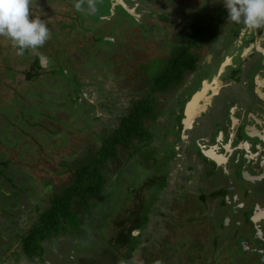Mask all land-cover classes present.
I'll use <instances>...</instances> for the list:
<instances>
[{
    "label": "rangeland",
    "instance_id": "obj_1",
    "mask_svg": "<svg viewBox=\"0 0 264 264\" xmlns=\"http://www.w3.org/2000/svg\"><path fill=\"white\" fill-rule=\"evenodd\" d=\"M34 1L32 0L31 4L32 15L47 22L50 28V38L46 43L35 50L28 49L29 56H27L14 46V41L9 37L3 39V35H0V153L6 157L5 161L0 159V162L6 170L5 177H8L15 168L29 169L33 174L35 182L31 180V184H27L28 188L26 187L27 191L24 192V195L29 194L33 189L37 190L39 186L46 192L57 194L69 185L78 166L93 155L104 135L103 130H100L99 127L94 128L95 119L90 115L94 109L89 108L85 100L79 97L80 89H91L87 94L89 99L95 98L94 101L97 100L98 92L107 93L104 92L107 88L102 85V75L99 72L103 71L109 74L104 68L110 66V72H112L110 77L113 78V74H117L121 78L118 86L123 91H119V96L117 95L114 99L116 108H110L111 106L108 104L100 105L97 114L102 120L108 116L109 112L114 116L117 111L126 110L128 105H131L127 101L142 96L147 90L148 84L150 86V80L152 83L153 76L160 68L159 63L162 67L166 65L169 57L172 56L173 48L176 49L180 46V32L185 30L183 26L186 25V21L191 23V18L193 22L208 19L212 13L208 10L219 6L220 3H217L216 0H124L126 5H130L128 6L131 9L130 12L135 10V7L131 8V5L136 2L134 6L146 8L147 11H140L136 8L138 13L135 14L136 18H132L133 13H128L126 5H123L122 9L125 11L119 12L118 7L116 14L114 13V16L106 21L101 19L104 12L107 11L104 0H82L81 10L74 7L77 0H53L55 3H51L52 0H47L45 3L38 1L37 4ZM185 8L187 10L182 13ZM217 10L222 11L219 8ZM192 12L193 14H191ZM165 16L167 19H164ZM69 18L74 25L72 33H68L63 24ZM220 28L224 29V23H221ZM230 29L233 31L235 27L232 26ZM101 37L104 38L101 39ZM217 39L220 41H214L210 46L207 43L197 50L201 59L195 71L184 74L182 81L171 85L167 91L169 92L168 96L165 93L161 94V101L168 102L170 100L168 104L171 105L172 100L179 98L180 92L182 95L190 94L193 89L198 88L202 77L209 79L215 64L221 59L220 56L219 59L216 57V51L213 53L212 49L215 45L219 44L217 46L219 50L221 48L222 51L228 53L237 50L236 56L232 54L231 65L236 73L239 72L242 92L237 88H228L226 92L212 98L204 118L206 123L195 128L191 133L193 134L192 142L194 139H200L201 136L209 137L214 133L217 134L218 130L222 132L224 126L229 122L228 114L233 105L237 108L241 104L251 107L254 106L253 103L262 102L256 93L255 83L252 81L253 74L262 68L260 61L254 59L252 63H247L242 68L243 59L242 53L240 54L242 47L233 40L230 42L229 36L226 37L224 31L219 34ZM35 52L44 54H54L55 52L60 55V66L65 69L66 77L51 74L47 77L52 79L48 84L43 79L34 86L33 83L25 82L27 85L22 83L23 78L17 70L20 66L22 68H25L27 64L29 66L31 62L23 64V60L25 57L32 59ZM219 80H221L220 77ZM101 86L105 89H102ZM97 88H100L101 91H97ZM66 95L69 96H67L68 99L64 98ZM68 100H71L70 104H68ZM36 102H38V107ZM75 102L78 104L83 102L87 106L86 109L84 104L81 105V113L78 117L76 116L78 113H72L74 110L72 105ZM4 105H10L11 108L5 110ZM235 115L238 116L237 112ZM106 129H108L107 126ZM95 130H98L100 134ZM117 166L119 165H110L107 170L112 172ZM165 172L166 169H164ZM0 178L2 180L3 175ZM216 181L209 180L208 186H213ZM172 182L174 185V178ZM219 183H221L220 180ZM25 184L26 182H23L20 186ZM186 184V182L182 184L183 189L187 188ZM113 186L108 198L109 203L115 193L121 192L116 183ZM175 193L172 191L169 194V203L167 202L169 210H165V215L159 217L157 215L160 214L159 207L162 208V205L159 206L158 201L152 205L155 191L146 186L144 196L149 195V197L145 198V201L148 202L152 214L145 223L144 230L140 233L139 231L135 232L139 241L137 251L140 247L145 249L142 250V254L133 253V264H189L185 257H189L197 264L200 261V259L197 261L198 255H200L201 262L208 264L214 260L217 262L219 259L225 258L223 255L229 251L233 252L234 248L239 247L238 240L245 239L248 246L252 245L254 241L261 242L258 233L256 232L254 235L253 230L247 224H242L244 232L237 224L224 226L222 236L218 235L216 241L218 243L225 241L228 238L224 237L226 235L233 236L232 238L235 239L230 238V242L227 240L222 245L221 251L220 248L218 249L221 254L218 258V253L212 256L207 249L211 244V234L207 232V225H210V222L199 220L202 219L200 213L205 212L207 204L203 208L197 206L193 201L190 203L188 200L185 203L184 197L187 196L183 195L187 192L175 189ZM6 195L5 201L12 203V195L8 196L10 192ZM181 199L183 203L178 207ZM15 202L21 201L17 199L14 200ZM173 203L175 207H172ZM218 203H215L213 208L215 213L219 207ZM190 212L191 214H189ZM196 213L200 215L198 221L192 224L191 221L185 220V216L190 219L191 215ZM178 219L184 220L183 227L181 222L176 224ZM146 224L149 225L147 228ZM189 237H196L192 247ZM107 239L108 236H106ZM11 240L0 236V243L10 244ZM98 242L99 240L96 241V243ZM236 242L237 244H235ZM54 243L56 244V241ZM105 243V240L100 241L97 247H105ZM195 243L204 245L206 248L194 247ZM89 244V246H82L85 252L89 247H92L94 241ZM12 245L14 247L15 244ZM47 245L50 246V244ZM241 249V256L232 257L234 264L238 263L237 258H241L239 260L242 262L250 255H252L251 259L254 256V259L259 256L258 253L246 247ZM45 253L54 255L50 249H46ZM48 260L46 257V261ZM260 260L258 259L257 262L264 264V260L262 258ZM219 264H222V260L219 261Z\"/></svg>",
    "mask_w": 264,
    "mask_h": 264
},
{
    "label": "flooded vegetation",
    "instance_id": "obj_2",
    "mask_svg": "<svg viewBox=\"0 0 264 264\" xmlns=\"http://www.w3.org/2000/svg\"><path fill=\"white\" fill-rule=\"evenodd\" d=\"M134 5H131V8L135 7V10H133L134 13L137 9L140 11H147L146 8L143 9ZM218 8L222 11H218ZM121 10L123 9H119L118 11L120 12ZM184 10H187V8L183 9L182 13H184ZM208 11L212 12L211 16H209L208 19H202L199 22H196L197 24H216L215 26L217 27L219 24V27H221V23H224V29L222 30L220 28L219 34H222L224 31L226 37L229 36L230 42L233 40L242 47L243 51L242 49L240 50V54L242 53L243 59L241 67H245L247 63H252L254 59H256V61H260L262 64V68L253 74L252 79L255 83L254 87L257 88L256 93H258V97L262 100V102L257 104L253 103L254 106L251 107L241 104L239 108H237L233 105L228 114L229 122L224 126L222 132L218 130L217 134L214 133L209 137L201 136L200 139H194V142L191 141V137H193V134L191 133L195 130V128H199L206 123L204 118L207 114V106L211 103L212 98L216 97L220 93L226 92L228 88H237L242 92L238 74L239 72L236 73V71L233 70L234 67L231 65L233 62L232 54H235L237 50L233 53L224 52L221 48L219 50V47H217L219 44L215 45L212 50L213 53L216 51V57L219 59L220 56L221 59L215 64V68H213V73L209 79L202 77L198 88L193 89L190 94L186 93L185 95H182L180 92L179 98L177 100H172L171 105L168 104L170 100L168 102L161 101L160 105H163L165 111L173 114L170 117V121L174 120V138L176 140L175 150L177 153L171 163V168L168 174V178H170L168 183L171 184V186L165 187V189L161 190L159 194L161 200H158V203L159 206L160 204L162 205V208L158 206L160 214L158 213L157 216L161 217L160 215H165V210H169V204L167 202L169 194L171 193V187H173L174 193L175 189L184 190L187 192L183 195L187 196L184 197L185 203L188 200L190 203L193 201L197 206H201L203 208L206 207L207 204L205 212L202 211V213H200L202 219L199 220H205L206 223L210 222V225H207V232L211 234V244L207 249L212 256L218 253V258L221 255L219 254L218 249L220 248L221 251L222 245L227 240L230 242V238L233 237L226 235L224 237L228 238H226L225 241L219 243L216 241L218 235L222 236L224 226H234V224H237L238 226H241L240 229L243 231L242 224H247L253 230L252 233L255 235L257 232L261 238V242L254 241L252 245L250 244L249 246L245 242V239L238 240L237 242L239 247L234 248L233 252H227L226 255H223L225 258L219 259L217 261L218 263L214 260L208 264H219L220 260H222V264H234L232 257L235 255L241 256V248L244 249V247L258 253L259 256L256 259H254L255 256L251 259L252 255H250L248 259H243L242 262L239 260L241 258H237L238 263L236 264H261L257 262V260H260L261 258L264 260V28L248 30L242 23L237 24L228 21L227 9H224L221 3L219 6ZM191 14H193V12ZM164 19L167 18L164 17ZM69 20L71 19L69 18ZM190 20L191 23H193L192 18ZM186 24H189V22L186 21ZM232 26L235 27L233 31L230 29ZM218 40L220 41V39H213L210 42V45L214 41L219 42ZM41 58L42 56L39 57L40 63L42 64ZM43 67L44 69H41L42 71L40 72L42 75H38V77L35 78L33 86L39 81H42V79L48 84V82H51L52 80L48 79V76H51V74L58 75L54 73V71L47 70L46 68L48 66L45 65ZM229 68L231 69L229 70ZM104 69H107L109 74L103 71H100L99 74L102 75V85L106 86L107 89L103 86H101V88L105 89L104 92L107 93L101 94L98 92L96 95L97 100L95 101V98L92 100L88 97L87 93H89L91 89L86 90L83 88L80 89L78 93L79 97L85 100L87 106L94 109V112L90 114L91 118L95 119L94 128H98L99 124H103L108 119L118 121L117 118L121 117L123 113L128 112L130 107H132L131 105L134 104L137 99L135 98L127 101L131 103V105H128L126 109L127 111H117L114 116L109 112L106 118L100 120V116L97 114L99 113L100 105L108 104L111 106L110 108H116L114 99L117 95L119 96V91H123L118 86L120 84H118V82L121 81V78L118 77L117 74H113V78L110 77V73H112L110 72V66H106ZM104 76L107 78H103ZM219 77L221 80H219ZM67 78L71 79L70 77ZM182 80L183 78L180 81ZM97 89V91H101L99 90L100 88ZM167 91L165 90L163 94L165 93L168 96L169 92ZM58 95L62 96L61 94ZM198 95L200 96L199 100L192 106L191 101H193V99ZM67 96L68 95L64 98H67ZM127 102L125 103L127 104ZM70 103L71 100H68V104ZM35 104L38 107V102ZM83 104L87 109V106L83 102L79 104L75 102L72 105L74 106L72 113H78L76 115L77 117L81 113L80 107ZM208 112L210 113L209 109ZM236 112L238 116L235 115ZM100 144L101 142L99 143V146ZM4 178L8 182L9 187L15 189L16 193L18 192V194L15 193V195L17 196V199L21 201L19 202L21 204V209L17 213L16 222L8 220L6 216H3L4 213L0 210V236L4 237V239H12L10 244L0 243V264H86L83 261L82 256L85 254L88 255L90 248H95L96 252H99L97 262L94 260L95 264L113 263V256H107L108 252L105 247L102 249H100L101 247H96L97 243L95 241L94 244L91 245L92 247H89L86 252L82 247V253L77 252L74 257H71L75 251L73 250L72 252V249L68 251V246L63 243V238L57 239L61 242V244L56 242V245L53 239L47 240L44 243L45 251L46 249L54 251V256L47 254L44 251V261L34 257L32 259H27L24 255H22V253H20L21 246L17 242V235L21 234L22 230L25 231L29 226H31V224H33L36 219L35 215L38 213L37 208L35 207L37 203L41 201V196L39 194L41 193L45 195L46 190L42 188L39 193H27L24 195V192L27 191L26 187L28 188L27 184H31V180H33V174L30 173L29 169L19 170L18 168H15L13 172L8 175V177L6 176ZM173 178L175 180L174 185L172 184ZM209 180L217 181L213 186H208ZM219 180L221 183H219ZM23 182H26V184L20 186ZM185 182L187 183V188L183 189L184 187L182 184ZM39 187L41 188V186ZM179 194H181L180 191ZM32 197L34 200H32ZM182 203L181 199L178 207H180ZM215 203H218L219 205L217 213H215V209H213L215 207ZM171 205L175 207L174 203ZM151 214L152 213L150 211L148 217H151ZM189 214H191V212ZM200 215L197 213L192 214L190 219L185 216V220H189L193 224V222L198 221V216ZM163 217L165 218V216ZM180 222L182 223L184 220L181 221L178 219L176 224H179ZM148 226L149 225L146 224V228ZM181 226L183 227V223ZM188 239L190 240L192 247L196 237H189ZM234 239L235 238H232V240ZM237 242L235 244H237ZM251 242L252 240L250 239V243ZM13 243L15 244L14 247L12 245ZM47 244H50V246ZM60 246L61 248H58ZM194 247L206 248L204 245L197 243L194 244ZM17 252L20 253V259L18 258L19 260H15L17 258ZM109 254L110 253H108V255ZM46 257L49 259L48 261H46ZM185 258L189 264H195V262L191 261L189 257ZM199 259L200 261H198ZM197 261V264L206 263L201 262L200 255H198ZM119 264H126V261L123 260ZM131 264H133V262Z\"/></svg>",
    "mask_w": 264,
    "mask_h": 264
},
{
    "label": "trees",
    "instance_id": "obj_3",
    "mask_svg": "<svg viewBox=\"0 0 264 264\" xmlns=\"http://www.w3.org/2000/svg\"><path fill=\"white\" fill-rule=\"evenodd\" d=\"M38 1L46 2V0H35V4ZM104 1L107 11L101 19L106 21L114 16L113 12L115 13L118 7L122 9L123 5H126L124 0L123 2ZM51 3L55 2L52 0ZM125 7H127L126 11L131 13L128 5ZM135 13H131L132 18H136ZM71 21L63 22L68 33H72L74 29ZM215 25L196 22L184 25L185 30L180 32V46L173 48L172 56L169 57L166 65L162 67L159 63L160 68L153 76L152 83L150 80V86L148 84L144 94L135 100L128 112L117 118L118 121L108 119L103 124H99L100 130L104 133L101 144L85 163L78 166L69 185L57 194L48 191L45 195L39 194L41 201L35 207L38 212L35 215L36 219L31 226L17 235L22 255L27 259L34 257L42 261L45 257L44 243L53 239L61 244L58 238H63L68 251L70 249L72 252L75 251L71 257L77 252L82 253V245L89 246V242L98 240L106 241V250L110 253L109 256H113L112 264H119L123 260L126 264H131L133 253L142 254L145 248L140 247L137 251L139 241L135 232L140 233L144 230L151 211L148 202L145 201V198L149 197V195L144 196L146 186L155 191L152 205L161 200L159 197L161 190L171 186L168 183L170 179L168 174L177 153L174 120L170 121L173 114L165 111L163 105H160L161 94L180 81L184 74L195 71L201 59L197 50L207 43L210 46V42L219 36L220 25L218 24V27ZM6 37L2 36L3 39ZM22 53L29 56L28 49L22 50ZM42 55L45 54L35 52L32 59L25 57L23 64L29 61L31 63L25 68L20 66L17 70L25 85H27L25 82L32 84L38 75H42L40 72L44 67L39 59ZM45 56L48 58L46 69L65 76V69L60 66V55L54 52ZM199 97L198 95L191 101L192 106L197 103ZM4 106L5 110L11 108L10 105ZM96 132L99 133L98 130ZM0 159L5 161L6 157L1 153ZM113 164L119 166L109 172L107 167ZM164 169H166L165 173ZM1 174L3 179L0 178V210L4 213V217L16 222L21 204L14 203V200H17L16 191L10 188L5 180V169L0 162V176ZM114 183L121 192L115 193L109 203L108 198ZM41 190L42 188L39 187L37 190H31L30 193H39ZM170 191L171 193L174 191L173 187ZM6 192L11 193L12 196H8L13 198L12 203L5 201ZM106 236H108L107 240ZM102 248L104 247L100 249ZM20 253H16L15 260L20 259ZM98 253L95 248H90L88 254L90 256L83 255L85 256L82 257L83 261L86 264H95L94 260L97 262Z\"/></svg>",
    "mask_w": 264,
    "mask_h": 264
},
{
    "label": "clouds",
    "instance_id": "obj_4",
    "mask_svg": "<svg viewBox=\"0 0 264 264\" xmlns=\"http://www.w3.org/2000/svg\"><path fill=\"white\" fill-rule=\"evenodd\" d=\"M227 9L230 22L242 23L248 30L264 28V0H216ZM32 0H0V35L14 41L18 49H37L50 38L48 23L32 15ZM82 8V0L74 4Z\"/></svg>",
    "mask_w": 264,
    "mask_h": 264
},
{
    "label": "crops",
    "instance_id": "obj_5",
    "mask_svg": "<svg viewBox=\"0 0 264 264\" xmlns=\"http://www.w3.org/2000/svg\"><path fill=\"white\" fill-rule=\"evenodd\" d=\"M41 55V54H40ZM41 60H42V65L43 66H48V58H47V56H45V55H42V58H41ZM27 99V98H26ZM3 117V116H2Z\"/></svg>",
    "mask_w": 264,
    "mask_h": 264
},
{
    "label": "water",
    "instance_id": "obj_6",
    "mask_svg": "<svg viewBox=\"0 0 264 264\" xmlns=\"http://www.w3.org/2000/svg\"><path fill=\"white\" fill-rule=\"evenodd\" d=\"M114 1H116V2H118V1H119V2H123V0H114ZM130 10H131V9H130ZM131 13H134V11L132 10Z\"/></svg>",
    "mask_w": 264,
    "mask_h": 264
}]
</instances>
